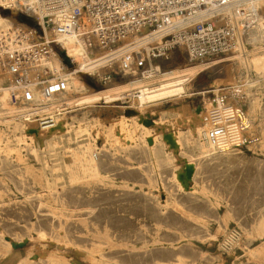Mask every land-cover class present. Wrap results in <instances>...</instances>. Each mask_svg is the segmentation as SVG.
Masks as SVG:
<instances>
[{"label": "rangeland", "instance_id": "374dc122", "mask_svg": "<svg viewBox=\"0 0 264 264\" xmlns=\"http://www.w3.org/2000/svg\"><path fill=\"white\" fill-rule=\"evenodd\" d=\"M250 47L247 43L246 50ZM233 56L191 63L183 50L175 51L171 69L201 63L208 68L180 92L143 107L144 119L159 123L158 135L173 129L169 122L176 107L192 114L216 98V89L245 109L249 123H241L239 143L209 158L195 157L192 180L183 173L182 154L172 155L178 151L173 142L166 149L160 139L154 151L141 131L123 130L115 138L120 119L133 123L117 100L59 112L57 123L66 119L69 130L44 147L20 140L25 127H37L17 117L0 119V255L6 239L14 244L13 258L0 264L17 259L25 264H264V53L251 65L252 78L259 80L251 87L241 84L246 71ZM64 65L68 73L72 67ZM78 75L85 87L76 84L58 96L62 102L130 81L118 78L104 86ZM233 78L239 86H231ZM17 109L10 104L7 119ZM78 124L87 130L81 132ZM80 145L91 146L81 154L85 163L94 157L98 172L73 162ZM192 151L185 148L189 155ZM177 174L187 185H180Z\"/></svg>", "mask_w": 264, "mask_h": 264}, {"label": "built area", "instance_id": "2783aa9c", "mask_svg": "<svg viewBox=\"0 0 264 264\" xmlns=\"http://www.w3.org/2000/svg\"><path fill=\"white\" fill-rule=\"evenodd\" d=\"M256 1L2 0L0 14L22 21L13 19L8 33L0 35V94L7 91L29 127L51 128L59 112L51 109L52 99L75 88L69 73L104 86L130 78L152 87L171 70L175 51L183 50L191 63L244 52L251 34L264 36V9ZM69 38L86 56V70L68 54ZM53 55L63 66V58L69 60L68 73L41 64ZM142 89L127 91L117 102L133 109ZM224 132L225 126L217 125L205 138L215 142Z\"/></svg>", "mask_w": 264, "mask_h": 264}, {"label": "bare ground", "instance_id": "6f19581e", "mask_svg": "<svg viewBox=\"0 0 264 264\" xmlns=\"http://www.w3.org/2000/svg\"><path fill=\"white\" fill-rule=\"evenodd\" d=\"M0 3H2V0H0ZM255 4H257L258 6H260L264 9V0H257L255 2ZM12 25H13L12 17L0 14V35L2 33L3 34L8 33V31L12 27ZM71 42H72V39H70V38L66 41V47L68 48V54L70 56H76L79 60L78 61L79 66H80L79 68L86 70L87 69L85 67V65L87 63L86 56H82L83 52H82L81 48L72 47L70 45ZM249 43L252 46V47H250L251 50L249 49V51L245 50L244 52L243 51L242 52L241 51L235 52L234 56H233V60L236 61L238 63V65H240L246 71V77L241 84L244 86H247V87H251L254 83H256V81H259L258 78H252V76H251V65H252L253 61L257 58L258 53H261V54H262V52L264 53V36H262L259 33H253V34H251V36L249 38ZM260 56H262V55H260ZM259 61H261V60H259ZM41 64L50 67L54 72H63L64 71V66H63L62 62L60 61V59L58 58L57 55H53L50 58L43 59ZM207 68H208L207 64L201 63V64L193 65L192 67H184V68L178 67L176 69H171L170 71H168L164 74H161L159 76V78L155 81V85L152 87H150V86L147 87V85H149V84H145L142 81H139V82L128 81L126 83H117L110 88L101 89L98 92L93 90L90 93H87V94H84V95H81L78 97H74V96L69 97L68 99L64 100L63 102L60 99H58V96H57V98L52 99L50 106H51V109H53V110L55 109V111H59V112L67 109L68 107H70L72 105H80V104L85 105L82 107L84 109V107L86 108V107L97 106L96 104L100 101H103L105 103H111L114 100L118 101V100H120L126 96L127 91L142 87L143 88L142 90L144 91V93H143V95L140 96L139 99H137L136 101L133 102L134 111H132L131 113H127L126 110L124 111V117L128 118L130 120H133V123L128 124L127 121L120 119L118 121L119 125H116V126L114 125V129H115V127H117L116 128L117 130H115V133H114L115 138H117V140L120 139V137L122 136L123 130H126L127 132H130V133H135L137 131H139V132L141 131L140 134H141L142 138H144L147 141L150 148L154 149V151L157 149L156 145L160 141V139L162 140L161 143H163V145H164L163 147H165V148L171 142H173L174 147L178 148L177 149L178 151H176V152L171 151V153L173 156L176 154L180 155V153L182 154L181 156L185 160V165L182 166L183 167V173H185L186 180H192L193 177L195 176L196 170H197V162H196L195 157L209 158V157H212L216 154H219L221 152L229 150V149L233 148L237 143H239V141L242 138L241 123H244V124L249 123V121H247V112L245 111V109L239 107L240 105H238L237 101L234 98L226 97V94L221 92L224 89H216L215 90V93L217 94L216 98L213 99L212 101L205 102V104L202 108L193 110L192 114H189L187 109H185L183 106L176 107V109L172 113V115H174V116L176 114V118L173 119L171 122H169L170 126L173 127V129L170 130V133L168 135H166V133L158 135V133L154 132V130L156 128L158 130H160L158 127L159 123L157 124V121L156 122L152 121L151 124L146 123L148 119H144L145 118L144 113L146 110L143 107L145 106V104H150L151 102H154V101L159 100L161 98L171 96L174 93L180 92L182 89H184L188 86L189 82L192 80V78L199 71H203ZM258 68H260V67H258ZM262 72H263V70H262ZM69 74L72 75L74 78H76V81H73L74 80L73 77L71 80V82L74 85L77 84V86H80L82 88L85 87V83L83 81L79 80L80 75H78L77 73H74V72L69 73ZM231 86L232 87L239 86L238 80L233 78ZM202 93H206V92H202ZM63 94H65V93H63ZM61 95L62 94H60L59 96H61ZM36 96H37V98H39V94H37ZM239 96H241V95H239ZM8 101H9V99H8L7 91H2V93L0 94V119H4L6 121H13L16 119V117L22 119L21 116L19 115V109H17V114L16 113L11 114V115H9L10 119L9 118L7 119V117H8L7 113H9V112L8 111L6 112L5 110L7 108H9L10 104H12V103H9L10 101L9 102ZM62 106H63V108H61ZM148 106H150V105H148ZM14 107H16V106H14ZM59 112L57 114H55V124L53 127L42 129L41 131H32L30 128L25 127V129L22 130L23 135H21L22 138H20V140H23L26 143L28 141L31 142L30 146H33V144H35V143H39L40 147H44L46 144H50L51 142L54 141V138L57 137V133L61 134L62 132H67L69 130V125L67 124L66 119L61 118V120L59 121V124L57 123V115L60 114ZM78 121H80V120H78ZM96 121H98V123L103 122L102 119H97ZM104 121H105V119H104ZM14 124H15V121H14ZM57 124H58V126L55 129H53ZM85 125L84 124L79 125L81 132L83 130L84 131L87 130ZM217 125L225 126L224 135L220 136L215 142H210L205 138V135L208 132V130L214 128ZM16 126H19V125H16ZM140 127H141V129H140ZM50 129H53V130H50ZM100 134H101V132H100ZM138 135L139 134H137V136ZM137 136H135V137H137ZM132 139H134V138H132ZM170 140H172V141H170ZM120 142H121V140H120ZM187 146L192 148L193 155H189V154L185 153V148ZM89 147H91V146L90 145L78 146L76 148L77 152L76 151L73 152V155H74L73 162L75 164L81 165V167H83L82 170L84 169V171L92 170L94 172H98V167L94 163V157L92 155H90V157L86 159L87 160L86 163L83 161V155L81 153H84V151L86 149H88ZM154 154H156V152H154ZM188 166H191L192 170H193V175L191 178H189L187 176V173H186V169ZM177 168L179 169V167H177ZM72 176H73V178L76 177L75 174H73ZM176 178L180 182V185L182 187H184V185L186 183L183 181V179H181V176H179V174H177ZM226 239L228 240L229 238H226ZM224 241H226V240H224ZM13 249H14V244L12 243L11 239H8V240L6 239V245L1 251L0 262L5 260L7 257L13 258L12 257V255H13L12 250ZM27 261H28V259H27ZM25 262L26 261H24V260L17 259L16 261L14 260L13 263L6 262L5 264H25Z\"/></svg>", "mask_w": 264, "mask_h": 264}, {"label": "water", "instance_id": "95a60500", "mask_svg": "<svg viewBox=\"0 0 264 264\" xmlns=\"http://www.w3.org/2000/svg\"><path fill=\"white\" fill-rule=\"evenodd\" d=\"M62 56L65 57V54L62 53ZM64 62L66 63V65L70 66V62L68 59H64ZM132 111H134V109H127L126 112L127 113H131ZM148 124H151L152 123V120H147ZM32 131H38L37 129H32ZM186 173H187V176L189 178L192 177V174H193V170H192V167L191 166H188L187 169H186Z\"/></svg>", "mask_w": 264, "mask_h": 264}, {"label": "crops", "instance_id": "0c3cea01", "mask_svg": "<svg viewBox=\"0 0 264 264\" xmlns=\"http://www.w3.org/2000/svg\"><path fill=\"white\" fill-rule=\"evenodd\" d=\"M199 72H201V71H199ZM199 72H198V73H199ZM198 73H197V74H198ZM197 74H196V75H197ZM196 75H195V76H196ZM195 76H194V77H195Z\"/></svg>", "mask_w": 264, "mask_h": 264}]
</instances>
